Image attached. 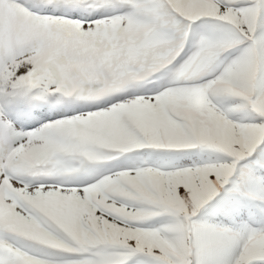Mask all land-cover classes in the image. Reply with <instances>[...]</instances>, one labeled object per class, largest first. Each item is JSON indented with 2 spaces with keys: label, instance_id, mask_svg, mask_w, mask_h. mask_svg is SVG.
<instances>
[{
  "label": "snow or ice",
  "instance_id": "6c2138e0",
  "mask_svg": "<svg viewBox=\"0 0 264 264\" xmlns=\"http://www.w3.org/2000/svg\"><path fill=\"white\" fill-rule=\"evenodd\" d=\"M0 264H264V0H0Z\"/></svg>",
  "mask_w": 264,
  "mask_h": 264
}]
</instances>
